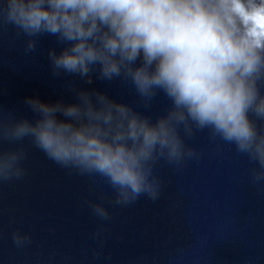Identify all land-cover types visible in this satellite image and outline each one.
I'll return each mask as SVG.
<instances>
[{
	"label": "clouds",
	"instance_id": "obj_1",
	"mask_svg": "<svg viewBox=\"0 0 264 264\" xmlns=\"http://www.w3.org/2000/svg\"><path fill=\"white\" fill-rule=\"evenodd\" d=\"M0 24L27 38L25 54L45 33L66 45L49 50L54 75L130 83L144 108L161 93L169 101L153 121L96 90H74L71 104L26 97L38 119L0 112V145L31 138L57 164L103 178L113 202L127 205L157 198L155 166L198 157L186 138L207 130L248 158L253 184L264 182V0H4ZM25 158L0 148V183L23 177ZM90 207L109 217L101 203ZM12 240L31 242L20 231Z\"/></svg>",
	"mask_w": 264,
	"mask_h": 264
},
{
	"label": "water",
	"instance_id": "obj_2",
	"mask_svg": "<svg viewBox=\"0 0 264 264\" xmlns=\"http://www.w3.org/2000/svg\"><path fill=\"white\" fill-rule=\"evenodd\" d=\"M26 40L0 24V112L34 123L38 116L26 97L71 104L74 90L102 92L153 121L169 105L161 93L144 108L130 83L97 73L91 84L54 75L49 50L59 54L66 45L45 33L25 54ZM186 143L198 157L158 162L157 198L142 194L127 205L113 202L114 189L103 178L57 164L31 138L3 143L0 148H22L26 158L22 178L0 183V264H264V182L253 184L248 158L207 130ZM91 203H101L109 217L96 216ZM16 231L31 242L17 247Z\"/></svg>",
	"mask_w": 264,
	"mask_h": 264
}]
</instances>
